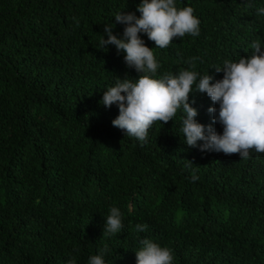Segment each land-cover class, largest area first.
I'll return each mask as SVG.
<instances>
[{
	"label": "trees",
	"instance_id": "trees-1",
	"mask_svg": "<svg viewBox=\"0 0 264 264\" xmlns=\"http://www.w3.org/2000/svg\"><path fill=\"white\" fill-rule=\"evenodd\" d=\"M140 3L0 0V264H89L105 246V264H136L142 239L171 249L173 264H264V153L189 147L182 109L142 142L100 103L115 77L138 78L122 50L99 44L109 23L122 38L115 15L139 18ZM175 4L193 8L200 34L161 49L141 33L161 65L153 78L191 70L218 81L225 61L250 57L257 39L264 47V0ZM195 90L196 121L222 134L207 111L219 105ZM111 207L123 228L108 235Z\"/></svg>",
	"mask_w": 264,
	"mask_h": 264
},
{
	"label": "clouds",
	"instance_id": "clouds-1",
	"mask_svg": "<svg viewBox=\"0 0 264 264\" xmlns=\"http://www.w3.org/2000/svg\"><path fill=\"white\" fill-rule=\"evenodd\" d=\"M136 11L140 13L139 18L134 13H117L116 23L125 25L123 37L118 39L113 35L115 25L109 23L104 25L107 40L101 37L99 44L104 51L107 45H114L118 52L122 50L126 66L138 74L135 82L127 75L123 79L115 77V86L104 91L100 103L105 108L113 104L118 107L119 114L112 121L113 127L143 142L154 122L167 124L178 109H182L181 131L189 147H197L199 141L201 152L238 154L242 159H249L253 149L264 153V47L261 41L257 39L251 44L253 53L250 57H240L238 62L225 61L222 68L217 67L215 72L223 73V78L218 81L208 73L198 79L199 73L191 70H181L178 74L169 72L157 79L153 77L161 65L153 48L145 46L140 34H146L155 48L163 49L174 38L185 34L199 36L200 20L193 15V8H177L175 0H141ZM257 11L264 15V8ZM189 63L195 67L193 62ZM194 85L195 91L206 93L213 104L219 105L218 110L210 107L207 111L212 116V124L222 125V134L211 124L204 126L196 121L198 112L189 103ZM197 179L198 176L191 175L193 182ZM109 213L103 233H119L123 228L122 213L117 207H111ZM147 227L146 224L136 225L139 232H144ZM140 244L142 247L135 252L136 264H173L171 249L148 239L140 240ZM108 251L105 246L100 254L90 257L89 264H105L104 255ZM69 264H75V261Z\"/></svg>",
	"mask_w": 264,
	"mask_h": 264
}]
</instances>
